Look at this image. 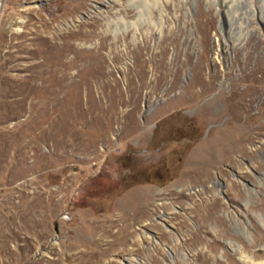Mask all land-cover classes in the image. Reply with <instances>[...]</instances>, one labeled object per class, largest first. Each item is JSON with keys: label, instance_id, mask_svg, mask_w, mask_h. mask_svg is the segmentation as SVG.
Wrapping results in <instances>:
<instances>
[{"label": "rangeland", "instance_id": "rangeland-1", "mask_svg": "<svg viewBox=\"0 0 264 264\" xmlns=\"http://www.w3.org/2000/svg\"><path fill=\"white\" fill-rule=\"evenodd\" d=\"M110 263L264 264V0H0V264Z\"/></svg>", "mask_w": 264, "mask_h": 264}, {"label": "bare ground", "instance_id": "bare-ground-1", "mask_svg": "<svg viewBox=\"0 0 264 264\" xmlns=\"http://www.w3.org/2000/svg\"><path fill=\"white\" fill-rule=\"evenodd\" d=\"M81 229V228H80ZM127 236H128V234H127ZM124 237H125V235H124ZM147 237V236H146ZM138 241V240H137ZM126 242V241H125ZM107 244H106V250H109L110 249V247L111 246H113V244H114V242H106ZM119 243V242H118ZM124 244H126V243H124ZM119 245H121V244H119ZM82 249V248H81ZM105 250V251H106ZM124 250V249H123ZM75 256V255H74ZM112 262V261H111ZM111 264V263H110ZM113 264V263H112Z\"/></svg>", "mask_w": 264, "mask_h": 264}]
</instances>
